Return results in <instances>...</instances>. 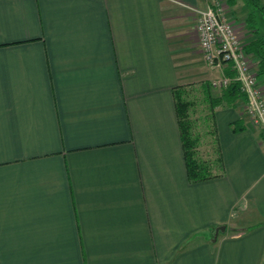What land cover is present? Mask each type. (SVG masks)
Wrapping results in <instances>:
<instances>
[{"label": "crops", "instance_id": "1", "mask_svg": "<svg viewBox=\"0 0 264 264\" xmlns=\"http://www.w3.org/2000/svg\"><path fill=\"white\" fill-rule=\"evenodd\" d=\"M209 1L0 0V264H264L243 95L213 110L222 173H186L172 90L221 73Z\"/></svg>", "mask_w": 264, "mask_h": 264}, {"label": "trees", "instance_id": "2", "mask_svg": "<svg viewBox=\"0 0 264 264\" xmlns=\"http://www.w3.org/2000/svg\"><path fill=\"white\" fill-rule=\"evenodd\" d=\"M223 3L234 10L239 8L244 12V52L255 61L256 77L264 86V0H223ZM226 69L227 73L232 74L229 66L225 67ZM210 87L209 82L202 84V100L206 105L204 116L206 125L203 129L206 130L201 136L205 138V142L207 141L209 153L207 157H202L200 153L201 136L196 121L191 116L195 100L188 97V90L183 85H177L172 90L186 173L188 179L192 181L204 180L222 173V158L213 129V110L217 105L231 104L237 97L243 95L235 81L219 88L220 94L217 96L211 94Z\"/></svg>", "mask_w": 264, "mask_h": 264}, {"label": "built area", "instance_id": "3", "mask_svg": "<svg viewBox=\"0 0 264 264\" xmlns=\"http://www.w3.org/2000/svg\"><path fill=\"white\" fill-rule=\"evenodd\" d=\"M196 32L204 60L211 68L221 71L210 84L225 87L230 82L238 83L245 98V113L251 125L259 128L264 142V87L259 86L256 72L247 64L244 52V35H238L222 8V0H210L203 8H195ZM230 67L232 74L224 72ZM250 69V70H249Z\"/></svg>", "mask_w": 264, "mask_h": 264}, {"label": "rangeland", "instance_id": "4", "mask_svg": "<svg viewBox=\"0 0 264 264\" xmlns=\"http://www.w3.org/2000/svg\"><path fill=\"white\" fill-rule=\"evenodd\" d=\"M222 8H223V12H225V14L227 15L229 21L232 23L236 33L238 35L239 34L242 35L243 33L245 34V25H244V22H243L244 12L242 10H240L239 8L237 10H234V9L228 7L227 5H225V3H223V0H222ZM195 17L197 19L196 12H195ZM195 23H196V20H195ZM247 64L250 67V69L252 70L251 72H256V70H255L256 69L255 61L253 60V58L251 56L250 57L248 56ZM259 86L260 87H264L262 82L259 83ZM212 88L219 89V87H213V86H212ZM220 88H222V87H220ZM187 95H188L189 98H192V99L195 100V104H194V107H193V113H192L191 116L194 118L195 121L197 120L196 121V127H197V129H199L198 131L200 132V136H201V133L203 132V127L206 125V121H204V124H203V113H204V116H205L206 109H205V107H202V103H203V100H202V85L201 84H196L195 87L194 86L190 87V89H188ZM262 95H263V98H264V94H262ZM204 104H205V102H204ZM202 138L203 137L201 136V139ZM201 139H200V143H204L205 145H203L204 148H201L202 151L200 153L202 154V157H207L208 154H209V153H207V148L208 147H206L207 146V144H206L207 141L205 142V138H204V141H201ZM200 146H201V144H200ZM210 156H212L211 153H210Z\"/></svg>", "mask_w": 264, "mask_h": 264}, {"label": "water", "instance_id": "5", "mask_svg": "<svg viewBox=\"0 0 264 264\" xmlns=\"http://www.w3.org/2000/svg\"><path fill=\"white\" fill-rule=\"evenodd\" d=\"M216 230H218V229L216 228Z\"/></svg>", "mask_w": 264, "mask_h": 264}]
</instances>
